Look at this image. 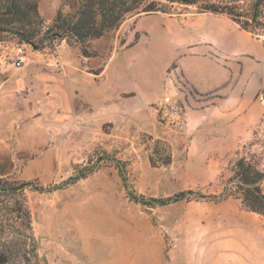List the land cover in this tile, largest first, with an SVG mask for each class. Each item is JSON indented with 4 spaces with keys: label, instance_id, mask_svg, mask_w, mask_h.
<instances>
[{
    "label": "rangeland",
    "instance_id": "1",
    "mask_svg": "<svg viewBox=\"0 0 264 264\" xmlns=\"http://www.w3.org/2000/svg\"><path fill=\"white\" fill-rule=\"evenodd\" d=\"M37 1L36 43L0 33V182L33 184L1 204L25 203L41 257L264 264V216L234 195L198 196L220 194L240 158L264 169V30L205 9L221 0H142L100 37L47 39L59 11L84 0ZM253 1L235 2L247 11ZM114 157L138 194H195L135 202ZM85 165L96 168L61 186Z\"/></svg>",
    "mask_w": 264,
    "mask_h": 264
},
{
    "label": "trees",
    "instance_id": "2",
    "mask_svg": "<svg viewBox=\"0 0 264 264\" xmlns=\"http://www.w3.org/2000/svg\"><path fill=\"white\" fill-rule=\"evenodd\" d=\"M142 0H84L75 13L65 16L61 11L53 23L46 30L44 38L56 39L65 37H78L87 40L91 37H100L106 31L117 28L131 12L140 7ZM187 4L198 0H169ZM209 4L205 9L226 13L242 28L252 31L264 30V0H254L247 11L239 10L235 2ZM145 10H160L158 4L145 6ZM44 24L37 0H0V33L8 32L16 35L27 43H36ZM44 42V41H42ZM83 54L89 56L90 52L82 48ZM164 163L171 161L169 154ZM121 179L127 188L129 197L135 202L149 206L164 205L195 194L193 190L180 191L168 197H146L138 194L130 186L125 164L115 157ZM151 161L154 162L151 157ZM155 163V162H154ZM95 165H85L65 180L61 186L74 183L86 177L95 170ZM264 169L258 168L251 161L240 158L232 167V175L228 178L222 192L218 195L199 194V197L210 200H220L228 196L240 198L242 204L249 210L264 216ZM33 185L31 182H15L5 180L0 182V264H48L39 254V244L32 229L31 214L25 203L16 199L15 206L6 210L1 204L3 194L20 195ZM59 186V187H61ZM37 190L43 187L33 186Z\"/></svg>",
    "mask_w": 264,
    "mask_h": 264
}]
</instances>
